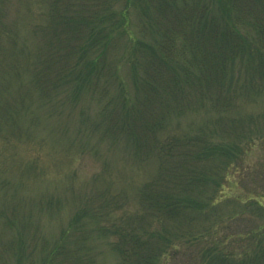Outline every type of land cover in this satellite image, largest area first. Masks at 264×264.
<instances>
[{
  "label": "rangeland",
  "instance_id": "obj_1",
  "mask_svg": "<svg viewBox=\"0 0 264 264\" xmlns=\"http://www.w3.org/2000/svg\"><path fill=\"white\" fill-rule=\"evenodd\" d=\"M51 1L0 0V264H42L43 246L72 242L65 233L75 220L77 226H84L98 259L119 264L111 244L115 238L99 236L97 228L107 218L97 216L96 210L101 201L115 198L122 208L114 211L134 217L139 212L141 186L159 171L157 158H141L136 141L146 140L135 107L143 98L142 61L136 44L143 38V27H152L154 16L136 0L126 17L117 15L116 22L103 30L116 47L109 48L96 67H79L64 81L76 33L70 26L57 25L65 42L53 43L47 12ZM124 8V1L116 3L115 10ZM13 64L21 69L19 77ZM253 67L245 60L236 61L221 94L232 97L233 108L238 107L234 114L246 119L264 113V95L257 100L248 97L252 83L258 81ZM38 72L46 90L34 84ZM171 85L161 81L157 92L151 91L162 103L172 102L176 96L171 95ZM183 91L180 97H201L199 89L190 85L183 86ZM16 101L20 108L27 107L13 111ZM214 115L205 107L170 116L157 138L163 141L193 132ZM246 132L253 134L248 137ZM236 133L246 141L239 144L235 162L219 187L212 185L216 192L205 210L209 217L223 208L222 216L210 223L200 244H172L159 264H205L202 254L213 245L223 244L237 252L257 246L258 239L247 235L264 225L263 217L251 211H264V134L247 126ZM232 233L241 237L225 241Z\"/></svg>",
  "mask_w": 264,
  "mask_h": 264
},
{
  "label": "trees",
  "instance_id": "obj_2",
  "mask_svg": "<svg viewBox=\"0 0 264 264\" xmlns=\"http://www.w3.org/2000/svg\"><path fill=\"white\" fill-rule=\"evenodd\" d=\"M119 1H124L125 8L117 11ZM137 1H51L47 12L52 20L49 29L54 33L53 43L65 42L59 38L57 25L70 26L76 33L72 55L66 60L68 72L62 78L64 81L71 79L79 67H96L109 48L116 47L103 30L110 22H116L117 15L126 17ZM140 1L141 8L153 13L154 19L152 27L144 24L143 38L136 44L142 61L143 98L135 107L142 117L146 140L141 139L139 144L134 139L141 158H157L159 171L141 186L139 212L134 217L126 212L117 214L114 209L122 206L117 205L115 198L101 201L96 210L97 216L107 218V223L97 228L99 236L111 234L115 238L111 244L119 264H159L172 244L183 241L200 244L210 231V223L223 214V208L209 217L205 211L216 192L212 185L219 187L226 170L235 162L239 144L246 141L243 136L253 134L246 132L241 136L236 130L241 126L255 127L264 134V113L248 119L235 115L238 107L233 108L232 97L221 96L229 68L240 59L254 66L253 75L259 81L252 83L248 97L257 100L261 98L258 95H264V0ZM151 28L155 33H150ZM9 34L10 31L6 33ZM15 62L20 67L17 59ZM18 70L21 69L16 67V77ZM97 73L100 75L101 71ZM33 80L41 91L46 90L42 88L41 82L46 81L41 73H35ZM161 81L172 84L171 95L176 96L172 102L162 103L151 91L153 88L157 92ZM187 85L199 89L201 97H180ZM12 104L13 111L27 107L25 104L20 108L18 101ZM205 107L215 115L193 132L163 141L157 138V132L168 126L170 116H184ZM251 211L264 220L263 210ZM65 236L72 242L62 240L52 248L42 247V264H103L96 248L88 244L84 226H77L76 220ZM247 236L258 239L256 247L248 246L249 249L237 252L223 244L209 246L202 254L205 264H264V225ZM236 237L239 239L241 234H229L225 241L232 238V242Z\"/></svg>",
  "mask_w": 264,
  "mask_h": 264
}]
</instances>
